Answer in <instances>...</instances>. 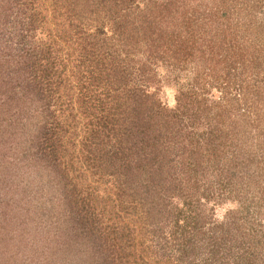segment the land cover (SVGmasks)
Listing matches in <instances>:
<instances>
[{
  "label": "trees",
  "instance_id": "16d2710c",
  "mask_svg": "<svg viewBox=\"0 0 264 264\" xmlns=\"http://www.w3.org/2000/svg\"><path fill=\"white\" fill-rule=\"evenodd\" d=\"M0 146V264H264V0H0Z\"/></svg>",
  "mask_w": 264,
  "mask_h": 264
},
{
  "label": "rangeland",
  "instance_id": "374dc122",
  "mask_svg": "<svg viewBox=\"0 0 264 264\" xmlns=\"http://www.w3.org/2000/svg\"><path fill=\"white\" fill-rule=\"evenodd\" d=\"M156 92H157L156 97L158 98L159 102H161V104L165 108L171 109V108H173L175 106V95H176L175 88H173L172 86H162L161 88L157 89ZM67 121L69 123H72V121L69 120V119ZM63 123H64V125H69L65 121ZM0 149H2L1 146H0ZM1 151H0V153H1ZM37 172H39V174H38V176L36 178H38V180L42 184H45V185L47 184L46 186L44 185L45 186L44 187V192L46 194L52 195L53 198L61 199V197H63V195H62V192H63L62 187H63V184H64L63 179L61 177H58V175L55 172L47 173L46 171H42L41 169L38 170V168H37ZM39 176H40V178H39ZM47 191H48V193H47ZM49 192H51L52 194H50ZM45 193H43V194L45 195ZM64 202H66V200H64ZM0 204H1V202H0ZM26 205H27V208L30 210L31 205L29 204V202H26ZM32 205H34V203ZM232 208L233 207L231 205H227V204L225 206H220V207L217 206L213 210L214 220H216L217 222H221L223 220V217L228 212H230V210ZM2 209H3V206H2ZM5 210H6V208H5ZM6 212H7V218H8V210H6ZM50 222H52V219L47 220V224L48 225H49ZM34 223L35 222H33V224ZM36 234H40V233H36ZM30 235H35V234L31 233ZM23 245H25V244L22 243V247H23ZM17 246L18 247H16V248L20 250L19 247L21 246V243H20V245H17ZM20 254H21V257L24 259L25 256H23L22 252ZM2 257H4V256H2ZM23 259H21V261H23ZM25 260H26V258H25ZM0 261L3 262L4 259H2ZM26 262H28V261H26ZM5 264H12V263L6 261ZM25 264H27V263H25Z\"/></svg>",
  "mask_w": 264,
  "mask_h": 264
}]
</instances>
